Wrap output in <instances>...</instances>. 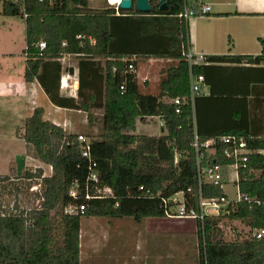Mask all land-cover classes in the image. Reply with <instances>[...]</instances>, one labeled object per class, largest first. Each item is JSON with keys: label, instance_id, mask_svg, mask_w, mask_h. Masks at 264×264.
Masks as SVG:
<instances>
[{"label": "trees", "instance_id": "16d2710c", "mask_svg": "<svg viewBox=\"0 0 264 264\" xmlns=\"http://www.w3.org/2000/svg\"><path fill=\"white\" fill-rule=\"evenodd\" d=\"M88 3L89 0H0V15L24 19L26 83L38 81L54 104L85 113L91 126L94 112L101 111L100 134L90 141V158L100 184L109 187L114 198L88 202L83 214H64L65 207L84 202L81 197L89 163L81 157L79 135L43 120V110L35 109L23 127L16 129L15 136L25 143L33 158L52 169V174L44 176L41 168L23 174L26 180H40L36 208L28 212L15 208L8 213L0 202V264H82V218L128 217L141 223L165 218L157 195L170 197L182 192L186 208L195 212L199 194L205 199L225 195L219 187L199 182V169L212 164L225 168L234 163L224 156V144L216 145L214 155L203 150L197 161L194 134L200 142L210 138L201 136L197 126L200 96L193 107L188 102L190 73L203 76L205 83L206 70L213 68L211 65L243 63L257 67L264 63V40H259L258 56H204L205 65L190 68L184 56L191 48L188 22L177 16L185 7L199 5L197 0H166L165 11L151 0L148 14L134 7L128 11L107 7L93 12ZM40 43L45 45L43 50L39 49ZM65 56L84 60L79 67L77 101L49 94L47 82L53 81L52 72L59 82L58 60ZM141 57L174 62L160 71L157 94H142L139 90L134 67L135 59ZM128 65L133 66L132 71ZM259 70L264 73V68ZM262 90L264 106V80ZM174 99L187 100L180 114L175 113L171 103ZM153 117L160 120L164 135L134 133L138 120ZM226 135L243 137L249 149L264 150V136L249 141L246 133L232 131L211 138ZM243 165L237 169L239 192L260 200L262 205L241 202L235 208L229 206L224 217L196 221L199 264H264V240L231 242L222 230L227 222L264 229V156L248 155ZM8 179L0 176V185ZM75 181L79 185L77 200L69 196Z\"/></svg>", "mask_w": 264, "mask_h": 264}, {"label": "crops", "instance_id": "0c3cea01", "mask_svg": "<svg viewBox=\"0 0 264 264\" xmlns=\"http://www.w3.org/2000/svg\"><path fill=\"white\" fill-rule=\"evenodd\" d=\"M197 2L210 7V11L207 15L196 16L188 22L190 49L194 55H260L259 40H264V0H197ZM89 5L88 3L90 10ZM11 59L9 54H0V157L8 163L12 162V167L17 174L15 160H18L17 162L21 163L24 168L27 156L25 143L16 138L15 131L23 127L21 124L32 115L35 109L43 110V120L61 127L70 134L79 135L84 131V128H89L91 125H89L85 113L54 104L38 81L35 80L31 83L24 81V56L18 66L12 65ZM82 61H84L83 58L78 56H65L59 59L60 78L68 76L71 81L77 82V86L74 90L61 91L59 82L55 79V72H52L51 77L54 76V79L47 82L49 94H53V96L57 94L59 98L77 101L80 80L79 67ZM173 63L172 60L164 58L141 57L135 59L134 74L140 92L142 94H157L160 71ZM211 66L213 68L206 70L207 78L197 101L196 121L201 136L211 138L214 135L235 131L246 133L248 137H263L264 106L261 103V95L264 73L259 69L264 68V63L257 67H250L243 63ZM155 67H157L155 72L158 76L151 83L149 81L150 70ZM83 79L85 81L87 78L83 76ZM97 112L101 113L97 110L93 115ZM153 118L159 121L161 127L160 120L157 117ZM4 127L9 129L8 136L6 133H2ZM81 127L82 129L79 130L78 128ZM161 129L163 128L161 127ZM165 133L163 129L161 135ZM8 143L10 145L19 143L16 152L4 148ZM9 168L6 166L0 172V176H8ZM82 219L91 222L85 224V234L80 229L79 260L82 264H93L91 262L99 257L100 252L97 250L96 242L90 239L94 238L91 230L92 228L98 230V222L93 221L101 218ZM167 246L175 251L181 248L178 244ZM120 251L117 254L122 259L121 264H135L140 260L138 256L132 254L126 261L122 249Z\"/></svg>", "mask_w": 264, "mask_h": 264}, {"label": "rangeland", "instance_id": "374dc122", "mask_svg": "<svg viewBox=\"0 0 264 264\" xmlns=\"http://www.w3.org/2000/svg\"><path fill=\"white\" fill-rule=\"evenodd\" d=\"M155 3H157L156 0ZM89 4L90 10L93 12L107 7L112 8L107 3V0H89ZM24 48V20L21 17H4L0 15V54L11 55L12 65L18 66L23 60ZM155 69L157 67L150 70L149 81L151 83L158 76ZM98 114L100 112L93 116V125L89 126V128H84V131L79 134L86 137L89 141L100 134L101 124L100 115ZM24 121L21 125H24ZM78 129L80 130L82 127ZM160 129L159 121L156 118H148L144 121H137L134 133L157 136L161 135ZM2 131L6 135L9 134L8 127H4ZM18 144L11 143L10 145L8 143L4 148L16 152ZM1 155L4 156V154ZM12 156L14 158V155ZM26 156L24 168L21 163L17 162L18 160H15L18 169L17 174L12 167L13 163L11 161V163H8V161L6 162L5 159L0 157V172L6 166L10 167L8 181L0 185V202L3 204V210L8 213L15 208H17V211L28 212L38 206L39 199L37 195L40 194V186L38 185L40 180H26L23 178L24 172H33L41 168L44 176H51L52 174V169L33 158L30 151L26 150ZM228 172L230 179H225L224 193L230 200H235L237 199V189L234 183L235 168L230 166ZM88 222L91 221L82 219L80 222V229L83 234H85V224ZM93 222H98L99 226H97L98 230L92 228L91 234L94 238L90 239L96 242L98 245L97 250L100 252L99 257H96L93 260L94 262H91L93 264H121L122 259L117 254L121 249L126 261L129 260L132 254L140 258L135 264H199L196 247V222L194 220L152 218L136 223L133 219L127 217L121 219L101 218ZM222 230L225 239L231 242H240L249 237L246 234V226L239 222L224 223ZM83 238L85 239V237ZM169 244H178L181 248L175 251L167 246Z\"/></svg>", "mask_w": 264, "mask_h": 264}, {"label": "built area", "instance_id": "2783aa9c", "mask_svg": "<svg viewBox=\"0 0 264 264\" xmlns=\"http://www.w3.org/2000/svg\"><path fill=\"white\" fill-rule=\"evenodd\" d=\"M121 0L114 5L109 4V0L107 3L118 11L119 4ZM210 7L205 5H190L189 7H185L184 11L179 14L177 17L181 20L189 22L191 18L196 16H205L209 13ZM45 45L43 43L39 44V49L43 50ZM185 59L190 68L195 66L205 65L206 60L202 55H194L191 49L187 50L184 53ZM128 70L132 71L133 66L128 65ZM75 86H77L76 81H71L68 76L61 77L59 81V88L61 91L66 90H74ZM204 86V77L196 76L190 73L189 78V96L188 102L193 107L194 100L196 97L200 96L202 93V88ZM123 90V87L120 88ZM187 100H179L174 99L171 100V103L175 106V113L180 114L181 106ZM162 126V124H161ZM260 137H248V140H257ZM77 142L81 145V157L88 161V174L85 179V184L83 185V198L84 202L81 205H69L64 208V214L67 215H77L83 214L87 208V203L93 200H105V199H113L114 195L112 190L109 187L102 186L100 184V178L96 170V165L91 161L90 158V141L84 137L83 135H79L77 137ZM224 144L226 148L223 151V154L226 158L231 159L234 163L232 167L235 168L234 173V183L236 184L237 189V199L230 200L225 194L221 198H208L205 199L199 194L198 197V212H195L193 209L188 210L185 206V199L182 192L173 194L170 197H160L159 195L156 198L160 201V206L163 209L164 216L167 219L171 220H194L203 222L206 218H221L228 214L227 208L231 206L235 208L238 203L246 202L248 204H253L256 206H261L262 202L256 198H251L248 196H242L238 189V174L237 169L240 165L244 166L247 162L248 155L251 154H261L264 156V150H256L249 149L246 146V141L243 137L235 136V135H226L221 136L219 138H210L204 142H200L199 137L194 134V143L193 148L195 149L197 155V161H200V154L204 150L209 155H214L216 150V145ZM197 163V164H198ZM199 167V164H198ZM227 166L223 168L218 164H212L207 166L205 169H199V182L207 183L213 187H219L223 190V186L225 185V179H230V174L228 172ZM233 177V176H232ZM79 185L75 181L69 190V196L73 200H77L79 198ZM142 189V188H140ZM233 210V209H232ZM246 234L249 236L248 239L260 241L264 240V229H251L246 227Z\"/></svg>", "mask_w": 264, "mask_h": 264}, {"label": "water", "instance_id": "95a60500", "mask_svg": "<svg viewBox=\"0 0 264 264\" xmlns=\"http://www.w3.org/2000/svg\"><path fill=\"white\" fill-rule=\"evenodd\" d=\"M151 0H121L119 4V8L125 11L130 10L132 7L135 8L136 11L142 14H148L151 12ZM159 5L160 11L166 10V0H156ZM163 132V129H161Z\"/></svg>", "mask_w": 264, "mask_h": 264}, {"label": "bare ground", "instance_id": "6f19581e", "mask_svg": "<svg viewBox=\"0 0 264 264\" xmlns=\"http://www.w3.org/2000/svg\"><path fill=\"white\" fill-rule=\"evenodd\" d=\"M120 0H109V4L111 5H114L116 4L117 2H119Z\"/></svg>", "mask_w": 264, "mask_h": 264}]
</instances>
